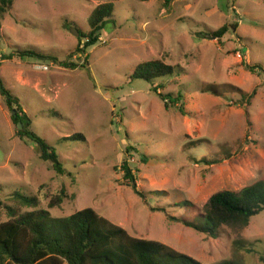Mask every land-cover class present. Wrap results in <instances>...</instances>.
I'll use <instances>...</instances> for the list:
<instances>
[{
	"label": "rangeland",
	"instance_id": "374dc122",
	"mask_svg": "<svg viewBox=\"0 0 264 264\" xmlns=\"http://www.w3.org/2000/svg\"><path fill=\"white\" fill-rule=\"evenodd\" d=\"M109 2L114 21L86 55L74 52L87 41L94 9ZM19 48L80 66L2 60ZM149 60L176 73L151 83L132 79ZM0 62L32 131L56 149L66 171L58 174L34 141L18 137L0 95L5 205L15 206L9 195L19 192L36 196L53 217L93 208L133 237L202 264H264V211L245 227H221L216 239L172 219L194 221L214 193L264 182V0H15L2 20ZM158 93L182 97L166 107ZM78 133L86 140H65ZM124 161L143 198L127 185ZM63 188L62 204L50 209ZM9 219L0 206V223Z\"/></svg>",
	"mask_w": 264,
	"mask_h": 264
},
{
	"label": "trees",
	"instance_id": "16d2710c",
	"mask_svg": "<svg viewBox=\"0 0 264 264\" xmlns=\"http://www.w3.org/2000/svg\"><path fill=\"white\" fill-rule=\"evenodd\" d=\"M148 1V0H139ZM167 2L171 0H165ZM15 0H0V31L2 20L14 5ZM114 21V4L104 3L92 12L89 24L90 32L82 35L87 38L74 52L86 55L87 50L95 46L106 27ZM236 28V27H234ZM229 27H221L214 37L223 36ZM73 54V53H72ZM72 56V55H70ZM35 59L48 62L66 69H76L80 65L60 60L55 55H46L37 50L15 49L2 55V60L13 58ZM1 66V62H0ZM82 67H85L82 65ZM177 67L160 60H149L138 64L132 79L153 82L159 78L172 76ZM157 92V89H154ZM255 94V91L251 96ZM0 95L11 112L14 123H21L18 137L34 141L39 148L40 158L49 161L58 174H65V168L56 149L31 129L32 119L24 110L21 100L5 85L0 75ZM166 103L178 104L182 95L173 98L170 94L158 93ZM186 114L183 105L178 106ZM19 129V128H18ZM65 140H83L81 133L66 137ZM207 163H214L206 161ZM124 178L127 185L139 196L144 197L129 163H123ZM66 190L49 202L52 209L62 204ZM13 205H5L0 200L10 219L0 223V264H202L195 258L156 241L140 239L130 235L124 228L101 216L93 208H85L67 217H53L48 209L38 208L36 196L13 192L9 195ZM29 208L22 212V208ZM264 211V182H258L243 188L240 192L222 190L214 193L204 207V213L194 221L173 217L211 238H218L223 226L245 227L251 219ZM216 264H241L238 260L228 259Z\"/></svg>",
	"mask_w": 264,
	"mask_h": 264
},
{
	"label": "built area",
	"instance_id": "2783aa9c",
	"mask_svg": "<svg viewBox=\"0 0 264 264\" xmlns=\"http://www.w3.org/2000/svg\"><path fill=\"white\" fill-rule=\"evenodd\" d=\"M39 67L42 68L45 71H47L49 69L48 65H39Z\"/></svg>",
	"mask_w": 264,
	"mask_h": 264
},
{
	"label": "water",
	"instance_id": "95a60500",
	"mask_svg": "<svg viewBox=\"0 0 264 264\" xmlns=\"http://www.w3.org/2000/svg\"><path fill=\"white\" fill-rule=\"evenodd\" d=\"M74 33L78 36L79 35V32L77 30H74ZM214 39H216V37H214ZM22 129V125L21 123H19V130Z\"/></svg>",
	"mask_w": 264,
	"mask_h": 264
}]
</instances>
